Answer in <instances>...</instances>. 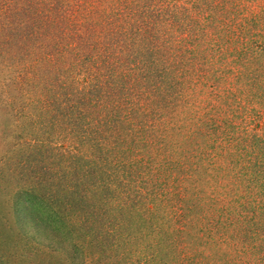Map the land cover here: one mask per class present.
Segmentation results:
<instances>
[{"label": "trees", "instance_id": "trees-1", "mask_svg": "<svg viewBox=\"0 0 264 264\" xmlns=\"http://www.w3.org/2000/svg\"><path fill=\"white\" fill-rule=\"evenodd\" d=\"M0 46L52 144L68 117L69 226L166 264H264V0H0ZM13 205L62 230L33 191Z\"/></svg>", "mask_w": 264, "mask_h": 264}, {"label": "rangeland", "instance_id": "rangeland-1", "mask_svg": "<svg viewBox=\"0 0 264 264\" xmlns=\"http://www.w3.org/2000/svg\"><path fill=\"white\" fill-rule=\"evenodd\" d=\"M7 55L4 58L0 53V264H166L160 251L155 255L153 248L147 250L150 255L142 251L144 248L140 247L146 241L135 240L132 249L121 253L108 240L101 243L97 235L68 225V177L73 174L68 175V159L58 158L68 147V117H60L59 126L66 128L58 134L61 140L57 137L52 144L49 123L57 115L49 116L40 107L32 109L19 65ZM26 189L44 199L46 206L60 216L64 223L62 230L54 229L60 239L53 233L51 238L45 233L35 234L26 225L28 214L23 220L16 215L13 204ZM188 229V226L180 228L181 236ZM227 233L231 236L235 232L231 227ZM180 238L192 243L185 250L193 261L202 258V263L201 241Z\"/></svg>", "mask_w": 264, "mask_h": 264}]
</instances>
